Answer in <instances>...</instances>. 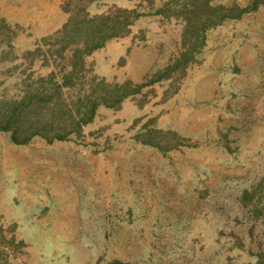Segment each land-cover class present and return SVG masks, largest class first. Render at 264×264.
<instances>
[{"label": "rangeland", "instance_id": "1", "mask_svg": "<svg viewBox=\"0 0 264 264\" xmlns=\"http://www.w3.org/2000/svg\"><path fill=\"white\" fill-rule=\"evenodd\" d=\"M221 6L248 12L213 26ZM119 9L140 18L86 62L110 85L148 84L67 141L0 131L10 258L264 264V0H0V101L71 16Z\"/></svg>", "mask_w": 264, "mask_h": 264}, {"label": "trees", "instance_id": "2", "mask_svg": "<svg viewBox=\"0 0 264 264\" xmlns=\"http://www.w3.org/2000/svg\"><path fill=\"white\" fill-rule=\"evenodd\" d=\"M236 10L239 13L233 14ZM246 12L248 9L238 7H209L206 16L220 15L221 20L212 24L218 26L223 19L239 18ZM139 18L137 12L124 9L96 16L84 12L71 16L62 30L27 51L23 55L26 62L16 67L23 68L19 74L23 90L0 101V131L10 133L18 145L36 138L48 143L67 141L94 121L101 106L118 107L138 93L148 83L110 85L94 74L86 60L108 42L129 35ZM11 246V240L1 235L0 264H15L10 258Z\"/></svg>", "mask_w": 264, "mask_h": 264}]
</instances>
